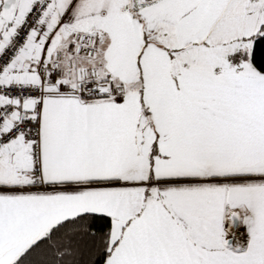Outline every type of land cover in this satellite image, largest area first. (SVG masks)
Masks as SVG:
<instances>
[{
  "label": "snow or ice",
  "instance_id": "snow-or-ice-1",
  "mask_svg": "<svg viewBox=\"0 0 264 264\" xmlns=\"http://www.w3.org/2000/svg\"><path fill=\"white\" fill-rule=\"evenodd\" d=\"M0 264H264V0H0Z\"/></svg>",
  "mask_w": 264,
  "mask_h": 264
}]
</instances>
